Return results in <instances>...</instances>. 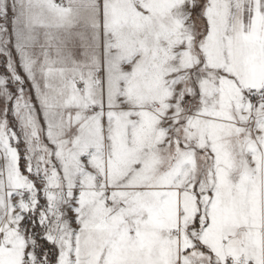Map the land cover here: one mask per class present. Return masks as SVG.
<instances>
[{
    "label": "snow or ice",
    "instance_id": "obj_1",
    "mask_svg": "<svg viewBox=\"0 0 264 264\" xmlns=\"http://www.w3.org/2000/svg\"><path fill=\"white\" fill-rule=\"evenodd\" d=\"M0 264H264V0H0Z\"/></svg>",
    "mask_w": 264,
    "mask_h": 264
}]
</instances>
